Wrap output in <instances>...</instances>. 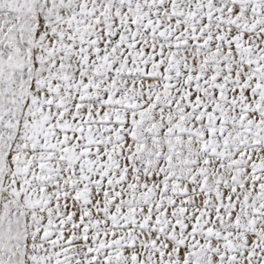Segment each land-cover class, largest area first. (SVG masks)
Segmentation results:
<instances>
[{
  "label": "snow or ice",
  "instance_id": "6c2138e0",
  "mask_svg": "<svg viewBox=\"0 0 264 264\" xmlns=\"http://www.w3.org/2000/svg\"><path fill=\"white\" fill-rule=\"evenodd\" d=\"M0 264H264V0H0Z\"/></svg>",
  "mask_w": 264,
  "mask_h": 264
}]
</instances>
